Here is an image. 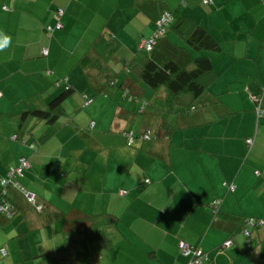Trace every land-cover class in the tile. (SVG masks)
<instances>
[{
    "label": "crops",
    "instance_id": "1",
    "mask_svg": "<svg viewBox=\"0 0 264 264\" xmlns=\"http://www.w3.org/2000/svg\"><path fill=\"white\" fill-rule=\"evenodd\" d=\"M212 1L0 0V179L28 158L18 180L43 208L10 190L18 212L0 215V264H190L183 244L206 264H264V225L251 252L242 235L264 219V0ZM166 12L217 44L189 49L212 62L197 97L139 75L138 43ZM68 88L52 122L30 114Z\"/></svg>",
    "mask_w": 264,
    "mask_h": 264
},
{
    "label": "trees",
    "instance_id": "2",
    "mask_svg": "<svg viewBox=\"0 0 264 264\" xmlns=\"http://www.w3.org/2000/svg\"><path fill=\"white\" fill-rule=\"evenodd\" d=\"M207 5L212 6V0H206ZM5 10H10L8 6H4ZM62 11V14L57 20V12ZM65 14V9L58 8L54 19L56 20V25L51 27H46V33L49 38H52L54 33L57 31L62 30L63 23L62 18ZM170 16L172 18L171 22L168 23L164 28L159 27L158 29L163 30L164 34L155 40V44L152 47L151 51L140 50V46L144 40H141L138 43V50L141 53V59L139 62V75L143 79V81L150 86L151 88L158 89L162 86H165L169 89L174 95H181L184 93H191L193 96L197 97L201 95L204 91H206V86L203 82V76L205 72H210L212 70V62L209 58L198 57L193 58L192 54L189 52V49H192L194 52L199 51L201 49H215L217 48V44L214 43L212 37L208 33V31L201 27L200 25L196 24L192 20L184 16H178L175 19L172 13H165L159 17L158 22L164 17ZM157 22V23H158ZM58 24L60 27L57 28ZM155 33V34H156ZM174 34L178 36L182 40L183 46H177L171 42L169 39L170 34ZM154 34V35H155ZM154 37V36H153ZM149 37L145 41L150 40ZM47 50V49H46ZM48 51V50H47ZM49 51L47 55L48 56ZM66 82V81H65ZM71 93V88L65 90L64 93L59 95L58 98L53 100L49 105V111L46 110H36L30 114L37 116L38 118L48 120L52 122L54 120L53 111L58 108L59 105L62 104V101L67 99L69 94ZM254 100L257 104V111L258 115L264 114V86L262 89V93L260 96L254 97ZM132 133V144L134 143V139L136 135L133 132H126ZM124 133V136L125 134ZM142 139H147L146 135L141 136ZM22 143L28 145L31 148L33 143H28L27 139H22ZM128 141V140H127ZM34 145V144H33ZM128 145V143H127ZM129 146V145H128ZM129 146V147H131ZM32 150H35V145ZM24 159H28L23 157ZM21 158V159H23ZM20 159V161H21ZM29 160V159H28ZM20 161L16 166H11L7 170V175L5 178L0 179V206H3V209L9 208L8 212H1L0 215H3L7 218H11L17 214V208L13 204L11 198L9 197L10 190H15L22 194L26 200L34 206L38 211H42L43 208L39 205L37 199L35 202L31 203L26 196L27 188L19 183L18 178H23L25 176L26 171L23 173L22 177L19 176H11L10 170L13 167H18L20 165ZM30 162V161H29ZM232 189V187L230 188ZM220 204V201H216L214 203V207L217 208ZM264 225V219H251L247 221V228L242 232V235L246 238L248 245H249V252H251V241H252V229H258ZM229 243V242H227ZM227 243L224 244L222 249L226 250L228 248ZM182 246V245H181ZM191 249L193 257L191 259L190 264H192L195 256V250H201L204 255L207 257V261L203 262L202 264H206L210 261L208 258V254L199 247H194L188 245ZM182 248L180 247V253H182ZM252 253L251 255H253ZM184 255V254H183Z\"/></svg>",
    "mask_w": 264,
    "mask_h": 264
},
{
    "label": "built area",
    "instance_id": "3",
    "mask_svg": "<svg viewBox=\"0 0 264 264\" xmlns=\"http://www.w3.org/2000/svg\"><path fill=\"white\" fill-rule=\"evenodd\" d=\"M61 14H62V11H58L57 12V20L59 21V18H60V16H61ZM171 20H172V18L170 17V16H164L158 23H157V25L159 26V27H165L168 23H170L171 22ZM58 27H60V24H58V26H57V28ZM164 34V29L163 30H160V29H158V32L154 35V37H151V39L150 40H148V41H143L142 42V44H141V46H140V50L142 49V50H146V51H151L152 50V47H153V45L155 44V40L159 37V35H163ZM48 54V51L46 50V49H44L43 50V55H47ZM125 137L127 138V140H128V145L129 146H131V144H132V141H133V139H132V133H126L125 134ZM31 148L33 149L34 148V145L32 144L31 145ZM30 167V162H29V160L28 159H21V161H20V165L18 166V167H13V168H11V170H10V175L11 176H19V177H22L23 176V173H24V171L25 170H27L28 168ZM26 196H27V199L31 202V203H33V202H35L36 201V197H35V195L34 194H32V193H30V192H27L26 193ZM10 209L9 208H7V209H3V206H0V211L1 212H8ZM227 245H229V243H227ZM181 250H182V253L184 254V255H187V254H189L190 252H191V249H190V247L188 246V245H185V244H183L182 246H181ZM1 251V254H2V256L3 257H5L6 255H7V252H6V250H4V249H2V250H0ZM194 256H195V258H194V260H193V262H192V264H202L203 262H205V261H207V257H206V255H204L203 254V252L201 251V250H195L194 251Z\"/></svg>",
    "mask_w": 264,
    "mask_h": 264
},
{
    "label": "clouds",
    "instance_id": "4",
    "mask_svg": "<svg viewBox=\"0 0 264 264\" xmlns=\"http://www.w3.org/2000/svg\"><path fill=\"white\" fill-rule=\"evenodd\" d=\"M10 44V38L0 33V51L4 50Z\"/></svg>",
    "mask_w": 264,
    "mask_h": 264
},
{
    "label": "rangeland",
    "instance_id": "5",
    "mask_svg": "<svg viewBox=\"0 0 264 264\" xmlns=\"http://www.w3.org/2000/svg\"><path fill=\"white\" fill-rule=\"evenodd\" d=\"M5 250V249H4ZM7 256V255H6Z\"/></svg>",
    "mask_w": 264,
    "mask_h": 264
}]
</instances>
